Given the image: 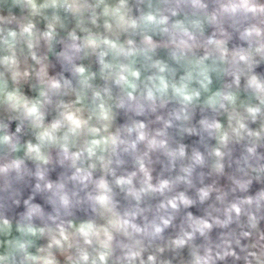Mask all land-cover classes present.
<instances>
[{
  "label": "clouds",
  "instance_id": "clouds-1",
  "mask_svg": "<svg viewBox=\"0 0 264 264\" xmlns=\"http://www.w3.org/2000/svg\"><path fill=\"white\" fill-rule=\"evenodd\" d=\"M0 264H264V0H0Z\"/></svg>",
  "mask_w": 264,
  "mask_h": 264
}]
</instances>
